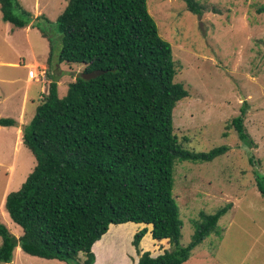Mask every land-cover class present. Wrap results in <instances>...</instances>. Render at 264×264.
Instances as JSON below:
<instances>
[{
	"label": "trees",
	"instance_id": "obj_1",
	"mask_svg": "<svg viewBox=\"0 0 264 264\" xmlns=\"http://www.w3.org/2000/svg\"><path fill=\"white\" fill-rule=\"evenodd\" d=\"M184 1L189 10L200 12L193 0ZM256 10L264 12V4ZM0 14L15 27L39 29L49 43V66L53 42L40 23L49 19L34 16L18 0H0ZM53 24L60 32L59 62L83 68L64 96L51 78L22 127V143L35 164L4 198L5 211L22 233L16 237L0 221V262H10L20 247L34 256L92 264V245L109 225L134 222L151 225V237L168 243L155 256L139 254L137 248L136 264H183L216 231L230 204L211 214L201 212L190 241L181 245L182 221L172 196L174 165L177 160L211 161L229 146L204 152L181 148L172 113L188 91L174 81L171 45L159 35L146 0H68ZM244 116L242 106L230 125L251 147ZM16 123L0 117L2 126ZM255 183L264 196V175ZM147 231L145 226L134 233L135 247Z\"/></svg>",
	"mask_w": 264,
	"mask_h": 264
},
{
	"label": "rangeland",
	"instance_id": "obj_2",
	"mask_svg": "<svg viewBox=\"0 0 264 264\" xmlns=\"http://www.w3.org/2000/svg\"><path fill=\"white\" fill-rule=\"evenodd\" d=\"M18 1L34 16L42 14L49 19L40 23L52 38L49 66L53 73L60 66L58 94L64 96L68 83L83 68L81 64L59 62L60 32L53 23L68 0ZM193 2L201 8L199 13L189 10L184 0H146L159 35L171 45L177 67L174 81L188 91L172 113L173 131L181 148L204 152L219 145L229 146L211 161L177 160L174 165L172 196L182 221L181 245L190 241L201 212L211 214L230 204L220 216L216 231L196 245L183 264H264V196L255 183L264 175V12L256 10L264 0ZM4 25L0 14V116L15 118L22 112L29 122L40 99L34 96L39 83L27 82L28 68L23 64L46 63L49 43L37 27L29 25L33 27L30 43L24 31H19L22 42L16 45ZM32 70L37 72L36 68ZM29 86L28 99L21 107ZM242 106L244 126L253 140L251 147L230 125ZM21 139L14 127L0 125V221L16 237L22 228L5 211L4 198L20 187L35 164L34 155ZM145 226L148 231L135 247L134 233ZM150 228L131 222L109 225L108 233L93 246L92 264H136L143 251L153 256L161 253L165 243L155 241ZM155 242L156 250L152 248ZM79 259H84L82 252ZM0 264L69 263L30 255L16 247L12 260Z\"/></svg>",
	"mask_w": 264,
	"mask_h": 264
},
{
	"label": "crops",
	"instance_id": "obj_3",
	"mask_svg": "<svg viewBox=\"0 0 264 264\" xmlns=\"http://www.w3.org/2000/svg\"><path fill=\"white\" fill-rule=\"evenodd\" d=\"M12 24L10 23V22H8V21H5V25H4V29H5V31H7L8 32V36L9 37H12V39L13 38H15L16 39V45H19V43H21L22 42V35L21 34H19V31H21V32H23L24 31V33H25V38H26V40H28V42L30 43V41H29V32L31 31V29L33 28V27H31V26H25V27H19V29L20 30H15L16 28H13V27H15V26H11ZM7 36V37H8ZM42 36V35H41ZM5 39V38H4ZM14 41V40H13ZM12 44V43H11ZM30 46H32V45H30ZM49 53V52H48ZM48 55V54H47ZM47 58H48V56H47ZM46 58V59H47ZM1 63L3 62V61H0ZM23 66H27V68H28V70L29 69H34V68H36V70H37V72L38 71H40V70H43L44 71V78H41L40 80H38V81H36L35 79H33V78H29V76H28V70H27V78H26V80H27V82H29V80H33V81H35L36 83H39L38 85V87H39V89L36 91H34V96H36L37 98L40 96V93L43 91V90H45V88H46V86H47V84L49 83V81H50V79L51 78H54V79H56V82H57V86L60 84V82H61V77L59 76L60 74H61V69H60V66L59 65H57L55 68H56V73H53V69L51 70V68H50V66H48V64H47V60H46V63H44V61H43V63H40V62H38V61H33L32 63H27V64H23ZM59 73V74H58ZM59 76V77H58ZM73 80V78L71 79V81ZM41 88H43L42 90H41ZM29 89H30V86H29V88H27V90H25L24 91V93H23V96H22V105H21V107H23V105H25V103H26V101H27V99H28V94H29ZM35 113V112H34ZM31 116V115H30ZM0 117H3V116H0ZM33 117V116H32ZM16 121H17V123H16V125H12L11 127H14L15 128V131H16V133L17 134H20V136H21V128L23 127V125H25L28 121H27V119L23 116V114H22V112H20L19 114H18V116L17 117H15L14 118ZM2 126V125H1ZM7 127H9V126H7ZM21 141H22V139H21ZM126 223V222H125ZM131 223H134V222H131ZM135 224H143V223H135ZM136 229V227H134L133 228V231ZM110 230V229H109ZM108 231V230H107ZM149 233H150V231H149ZM104 234H106V233H104ZM101 239V238H100ZM99 240V239H98ZM97 240V241H98ZM155 241H159V240H155ZM162 241H164V243H165V246H164V248H167L168 247V243H167V240L166 239H163V240H160V243L162 242ZM96 242V241H95ZM94 242V243H95ZM158 243V242H157ZM156 242L155 243H153L152 245H153V247L152 248H154L155 250L157 249L156 247H157V244ZM92 250H93V245H92ZM94 251V250H93ZM159 254V253H158ZM155 256V255H154ZM130 264H135V263H130Z\"/></svg>",
	"mask_w": 264,
	"mask_h": 264
},
{
	"label": "built area",
	"instance_id": "obj_4",
	"mask_svg": "<svg viewBox=\"0 0 264 264\" xmlns=\"http://www.w3.org/2000/svg\"><path fill=\"white\" fill-rule=\"evenodd\" d=\"M28 76H29L30 78H33V79H35L36 81H38V80H40L41 78H44V71H43V70H40V71L36 72L35 70L30 69V70H28ZM43 91H44V90H43ZM43 91H42V92H43Z\"/></svg>",
	"mask_w": 264,
	"mask_h": 264
}]
</instances>
